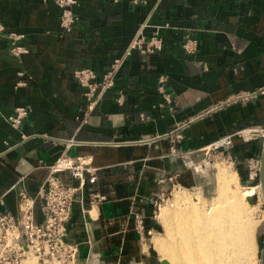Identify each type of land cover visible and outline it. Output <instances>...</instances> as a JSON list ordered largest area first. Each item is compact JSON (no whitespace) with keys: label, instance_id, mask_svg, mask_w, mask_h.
Here are the masks:
<instances>
[{"label":"crops","instance_id":"0c3cea01","mask_svg":"<svg viewBox=\"0 0 264 264\" xmlns=\"http://www.w3.org/2000/svg\"><path fill=\"white\" fill-rule=\"evenodd\" d=\"M71 13L66 30L53 0H0V213L17 217L21 189L36 199L58 159L81 157L96 180L65 225L76 264H161L155 203L177 188L204 189L205 152L226 136L232 144L219 155L264 201V94L241 100L264 89V0H77ZM9 35L20 37L18 57ZM137 35H158L160 49L126 54ZM120 58L113 87L88 111L74 71L100 78ZM16 108L29 111L18 129L6 121ZM56 176L78 186L69 172ZM135 214L151 232L145 242ZM257 240L264 264V230Z\"/></svg>","mask_w":264,"mask_h":264},{"label":"built area","instance_id":"2783aa9c","mask_svg":"<svg viewBox=\"0 0 264 264\" xmlns=\"http://www.w3.org/2000/svg\"><path fill=\"white\" fill-rule=\"evenodd\" d=\"M62 9L60 25L63 29H70L73 24L71 7L77 0H53ZM3 29L0 27V37ZM11 39V54L20 56L24 51L16 46L19 36L9 35ZM161 47V39L158 35L146 40L143 36L137 35L130 43L128 51L136 50L141 54L152 53ZM196 43L186 41L183 49L187 53H193ZM123 59H116L112 62L106 73L100 78L90 69L82 68L74 71L73 75L79 86L84 90V97L88 103V111H91L101 96L114 85V76L121 66ZM163 82V78H160ZM264 94V89L252 93L249 97H243L246 101L250 97ZM166 98L165 100H167ZM25 108H16L6 118L7 123L14 129H18L28 115ZM264 135V131L259 132ZM250 136V135H248ZM175 139H181L176 134ZM232 137H222L211 144L206 153H221L230 147ZM226 161L224 158H222ZM227 162V161H226ZM248 167L251 174L257 171V162L250 160ZM62 172H69L71 177L78 181V186L71 187L62 183L56 176ZM49 176L42 189L37 194L39 200V211L42 222L34 220V209L36 199L27 195L25 190L18 192V215L13 217L9 213H0V264H23L25 261H35L36 264H76L77 247L65 241V225L70 218L71 206L76 196L84 188L86 182L93 184L96 180L95 169H91L87 161L81 157L70 158L63 156L49 168ZM165 200L161 197L155 203L153 216L157 218L160 204ZM134 226L140 241L145 242L151 236V232L144 228V218L140 214L134 216Z\"/></svg>","mask_w":264,"mask_h":264},{"label":"bare ground","instance_id":"6f19581e","mask_svg":"<svg viewBox=\"0 0 264 264\" xmlns=\"http://www.w3.org/2000/svg\"><path fill=\"white\" fill-rule=\"evenodd\" d=\"M220 164H216L218 187L212 198L205 201L195 194L177 192L176 209L163 208L168 238L157 241L156 249L166 264H256L258 222L256 204L251 206L249 198L257 188L235 190L236 174Z\"/></svg>","mask_w":264,"mask_h":264},{"label":"rangeland","instance_id":"374dc122","mask_svg":"<svg viewBox=\"0 0 264 264\" xmlns=\"http://www.w3.org/2000/svg\"><path fill=\"white\" fill-rule=\"evenodd\" d=\"M205 158H206V162L204 163V165H206L207 167L210 166V178L207 179V183L208 185L204 188V189H194V190H186V189H176L175 191H171L169 195H167L165 197V200L160 204V208L157 212V221H159V225H160V229L158 230L157 233L153 234L152 236V240H151V247H152V250L153 252L155 253V257L156 259H159L160 263L162 262L163 258L161 259V254L160 251H157L156 249V243L157 241H163V240H166L168 238V230H167V224H166V221L161 217V212L162 210L164 209H172V210H175L177 207L174 203V196L177 192H188L194 196H198L199 198H202L203 200H209L210 198H212L214 196V194L216 193V189L218 187V172L217 169H216V164H220L221 163H224L225 164V167L231 171H233L231 169V167L229 166V164L224 161L222 159V157L219 155V153H206L205 152ZM224 164H222V166H224ZM221 165V164H220ZM209 173V172H208ZM215 173V174H214ZM214 176V177H213ZM237 186V187H235ZM243 185L239 184L238 185H233L232 188H234L235 190H239ZM260 191V187L257 188V192L256 194L253 196V197H256V206H254L255 204H251V206L253 205L255 207V218H256V221L258 222V225H257V228L255 230V245H256V252H255V263L256 264H260V251H261V248H260V244L258 243V236L261 234V232L264 230V201H263V198H262V194H261V191ZM259 192V194H257ZM250 199V198H249ZM164 208V209H163ZM175 208V209H174ZM171 211V210H170ZM29 264H36L35 262L33 263L32 261L29 262Z\"/></svg>","mask_w":264,"mask_h":264},{"label":"water","instance_id":"95a60500","mask_svg":"<svg viewBox=\"0 0 264 264\" xmlns=\"http://www.w3.org/2000/svg\"><path fill=\"white\" fill-rule=\"evenodd\" d=\"M256 201H257L256 197H252V198L249 199L250 204H255ZM161 264H166V262L162 261Z\"/></svg>","mask_w":264,"mask_h":264}]
</instances>
